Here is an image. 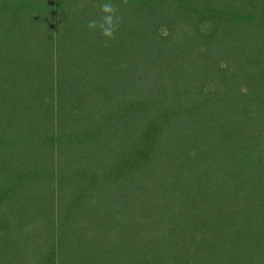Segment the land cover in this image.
Segmentation results:
<instances>
[{
    "label": "trees",
    "instance_id": "obj_1",
    "mask_svg": "<svg viewBox=\"0 0 264 264\" xmlns=\"http://www.w3.org/2000/svg\"><path fill=\"white\" fill-rule=\"evenodd\" d=\"M0 0V264H264V0Z\"/></svg>",
    "mask_w": 264,
    "mask_h": 264
},
{
    "label": "clouds",
    "instance_id": "obj_2",
    "mask_svg": "<svg viewBox=\"0 0 264 264\" xmlns=\"http://www.w3.org/2000/svg\"><path fill=\"white\" fill-rule=\"evenodd\" d=\"M100 11L103 15L98 20H89L86 27L92 30L99 29L100 33L106 37L104 46L108 47L109 41L115 39V34L122 23V17L118 15L119 6L111 3L110 0L100 5Z\"/></svg>",
    "mask_w": 264,
    "mask_h": 264
}]
</instances>
